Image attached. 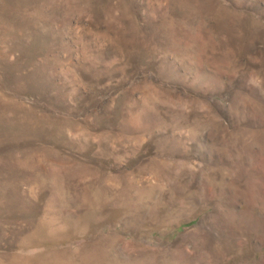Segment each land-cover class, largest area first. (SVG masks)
I'll return each instance as SVG.
<instances>
[{"label":"rangeland","instance_id":"rangeland-1","mask_svg":"<svg viewBox=\"0 0 264 264\" xmlns=\"http://www.w3.org/2000/svg\"><path fill=\"white\" fill-rule=\"evenodd\" d=\"M0 264H264V0H0Z\"/></svg>","mask_w":264,"mask_h":264}]
</instances>
